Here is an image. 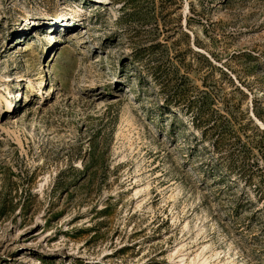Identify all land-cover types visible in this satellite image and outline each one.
<instances>
[{"label": "rangeland", "instance_id": "obj_1", "mask_svg": "<svg viewBox=\"0 0 264 264\" xmlns=\"http://www.w3.org/2000/svg\"><path fill=\"white\" fill-rule=\"evenodd\" d=\"M205 259L264 264V0H0V264Z\"/></svg>", "mask_w": 264, "mask_h": 264}, {"label": "bare ground", "instance_id": "obj_2", "mask_svg": "<svg viewBox=\"0 0 264 264\" xmlns=\"http://www.w3.org/2000/svg\"><path fill=\"white\" fill-rule=\"evenodd\" d=\"M10 104V106H12V103H9ZM235 264L233 261H230L229 262V264ZM200 264H208V260L207 259H205L203 262H201Z\"/></svg>", "mask_w": 264, "mask_h": 264}]
</instances>
